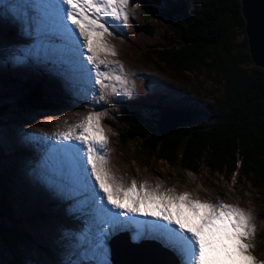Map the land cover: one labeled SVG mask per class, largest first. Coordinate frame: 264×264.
I'll list each match as a JSON object with an SVG mask.
<instances>
[{
    "label": "rangeland",
    "instance_id": "1",
    "mask_svg": "<svg viewBox=\"0 0 264 264\" xmlns=\"http://www.w3.org/2000/svg\"><path fill=\"white\" fill-rule=\"evenodd\" d=\"M180 1L191 3V0H130L128 23L110 29L112 35L104 37L110 48L113 42L116 44L115 62L123 65L122 74L127 80L126 85L118 87H127L130 94L121 93V98L106 94L100 100L99 86H94L88 74L79 69L72 43L69 41L67 48L57 50V37L49 32L54 29L53 24L39 19L40 12L47 14L46 7L53 6L52 0H0V81L8 76L20 81L9 85L0 82V106L9 107L0 117L1 168L13 169L6 196L13 206L14 220L30 235L18 247L25 264H105L106 260L107 264H113L110 243L117 235H124L134 244L148 241L167 250L156 238L134 239L135 235L120 225L105 241L107 255L99 250L103 245L97 244L98 237H94L96 215L90 186L77 177L76 180L82 179V185L75 187L77 182L66 164L48 154L53 144H62L61 133L81 122L89 112L104 113L101 126L106 127V137L111 140L107 139L105 167L119 183L130 187L135 180L139 187L147 181L149 188L160 185L162 192L173 189L177 194L189 193L193 200L223 201L244 209L251 213L255 226V236L250 241L255 245L253 255L264 261V184L255 187L248 181H239L238 174L230 179L213 174L205 165L200 174L170 167L164 161L153 160L146 165L139 157L140 140L128 147L120 143L119 132L125 126L127 114L141 110L156 116L158 104L173 108L196 106L212 112L218 102L226 99L225 75L213 68V59L207 61V67L176 74L157 55L158 50L182 46L160 16L164 8ZM245 37L241 32L237 34L233 41L235 54L245 56L248 52ZM104 54L107 53H101L99 58L107 61ZM29 83L42 84L44 91L60 102V109L18 110L16 99ZM106 83L111 85L110 81ZM85 107L89 112H82ZM35 133L46 141L45 145H33ZM59 150L67 153L63 146ZM150 224L145 223V232ZM167 251L170 264H183L176 249ZM10 260V252L0 240V264H9Z\"/></svg>",
    "mask_w": 264,
    "mask_h": 264
},
{
    "label": "trees",
    "instance_id": "2",
    "mask_svg": "<svg viewBox=\"0 0 264 264\" xmlns=\"http://www.w3.org/2000/svg\"><path fill=\"white\" fill-rule=\"evenodd\" d=\"M163 11L161 18L182 46L158 50L159 59L176 74L207 67V61L213 59L210 65L224 72L227 96L212 112L196 106L158 104L156 116L141 110L127 114L119 132L121 146L140 140L139 157L146 165L164 161L194 174H200L205 165L213 174L229 179L238 174L239 181L259 187L264 184V70L253 64L246 37L248 52L245 56L235 54L237 34L246 36L241 1L191 0L188 5L180 1ZM2 80L5 85L20 82L11 76ZM24 88L16 99L18 110L60 109V102L50 97L42 84L29 83ZM8 108L0 106V117ZM1 160L0 152V240L10 252L9 264H25L18 247L30 235L14 220L13 206L6 196L13 169H2Z\"/></svg>",
    "mask_w": 264,
    "mask_h": 264
},
{
    "label": "snow or ice",
    "instance_id": "3",
    "mask_svg": "<svg viewBox=\"0 0 264 264\" xmlns=\"http://www.w3.org/2000/svg\"><path fill=\"white\" fill-rule=\"evenodd\" d=\"M129 3L130 0H59L56 5L60 26L72 38L76 63L94 81V86H99L100 100L106 94H130L127 87H118L127 84L123 65L114 62L110 67L99 58L101 53L116 55L104 37L112 35L110 29L128 23ZM114 21L119 23L113 24ZM103 115L90 112L60 136L62 142H68L61 146L75 170L90 186L96 215L94 237H98L97 244L103 245L99 249L102 253L107 255L105 241L117 230V225L135 224L134 239H162L181 254L183 264H264L253 255L255 245L250 241L255 236V226L251 213L244 209L223 201L193 200L189 193L177 194L173 189L162 192L160 185L152 189L147 181L139 187L135 180L130 187L117 182L105 167L108 140L101 126ZM135 216L155 220L145 232V222L133 219ZM119 217L128 219L122 221Z\"/></svg>",
    "mask_w": 264,
    "mask_h": 264
},
{
    "label": "bare ground",
    "instance_id": "4",
    "mask_svg": "<svg viewBox=\"0 0 264 264\" xmlns=\"http://www.w3.org/2000/svg\"><path fill=\"white\" fill-rule=\"evenodd\" d=\"M59 0H52V5H50L49 7H46L47 8V14L43 13V12H40L39 16L42 21L45 20V23L46 21H49L51 22L50 24L54 27L53 30L49 31V32H52L54 36V33H55V36L57 37V41H58V44H59V48L57 50H64L65 48H67V45H68V42L70 41L72 43V38L71 36L64 32L60 26V23H59V19H58V15H57V9H56V5L58 4ZM47 3V2H46ZM43 10V9H42ZM41 24V23H40ZM44 26V25H43ZM48 33L47 30H45V34ZM45 36V35H44ZM111 36V35H110ZM52 50H55L54 48L50 47ZM112 49H116V44L113 42L112 44ZM56 51V50H55ZM106 57H107V63H109V66H113L114 62H115V58L116 56L115 55H112V56H109L107 54H104ZM90 67V66H89ZM122 97V94L120 96V98ZM88 101V100H87ZM88 107V106H86ZM84 108L83 109V113H87L89 112L88 110L90 109H87V108ZM93 111V110H92ZM90 113V112H89ZM103 122V121H102ZM101 122V123H102ZM103 128V131H104V135L107 136V131H106V127ZM79 131V130H78ZM109 137V136H108ZM107 139L110 140V137ZM111 141V140H110ZM54 143V142H53ZM55 143H57L55 141ZM63 144H66L68 142H62ZM37 144H41V145H45L46 144V141H43L41 139V137L39 136L38 133H35V136L33 137V145H37ZM51 146V145H50ZM61 147V144H53V147H49L51 150L48 152V154H50L52 157L56 158L60 163H63V164H66V168H67V171L69 172V170L73 173V179L77 182L75 187L77 186V188H81V185H82V179L81 178H78V180H76L77 177H81L77 171L75 170L74 168V165H73V162L71 161V159L68 157L67 153L66 154H63L59 148ZM48 148V147H47ZM56 151H58V153H62V154H58ZM42 157H44L43 153L42 152H39L37 151ZM46 158V157H44ZM46 161V160H44ZM115 180L117 182H120L118 179L115 178ZM138 181V180H137ZM89 187V186H88ZM90 190V188H89ZM61 192H63L61 190ZM60 193V191H59ZM58 195V194H57ZM110 207V206H108ZM120 220H127L128 218L127 217H119ZM133 219L135 220H145L144 222L147 223H153L155 218L153 217H143V216H135L133 217ZM147 221V222H146ZM160 222V221H159ZM158 222V223H159ZM93 225L96 226V222L94 221L93 222ZM119 225H117L118 227ZM123 229L126 230L127 232H130L131 234H136V231H137V226L135 224H129L127 226H123ZM118 236V235H117ZM157 239V238H156ZM126 241H128V238L125 239ZM159 242L163 245V247L165 246V248L167 250H174L173 247H170L168 246L162 239H158ZM133 243V242H132ZM134 244V243H133ZM135 245V244H134ZM114 249L116 251V253L119 255L116 256L115 258V263L116 264H146L144 263L143 261H135L134 260V255H131L130 251L133 250L132 247L131 248H128V246L125 245L124 241L122 242H117L116 245L114 246ZM174 252V251H173ZM156 264H160V263H156Z\"/></svg>",
    "mask_w": 264,
    "mask_h": 264
},
{
    "label": "water",
    "instance_id": "5",
    "mask_svg": "<svg viewBox=\"0 0 264 264\" xmlns=\"http://www.w3.org/2000/svg\"><path fill=\"white\" fill-rule=\"evenodd\" d=\"M242 3V12L246 21L245 33L248 40L249 53L251 55L253 64L264 70V0H240ZM124 235H119L110 243L112 248L113 264L115 257L119 255L116 253L114 246L117 242L124 241L130 251L134 255V260L143 261L146 264H170V258L166 252L155 247L153 243L144 241L140 244H133ZM169 258V259H168Z\"/></svg>",
    "mask_w": 264,
    "mask_h": 264
}]
</instances>
